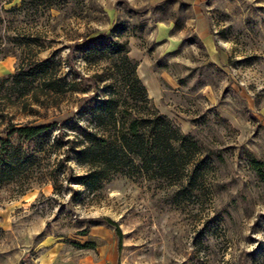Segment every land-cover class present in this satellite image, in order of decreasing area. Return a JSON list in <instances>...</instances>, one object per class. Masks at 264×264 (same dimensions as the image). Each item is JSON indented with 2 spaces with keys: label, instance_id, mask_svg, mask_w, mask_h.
Masks as SVG:
<instances>
[{
  "label": "rangeland",
  "instance_id": "1",
  "mask_svg": "<svg viewBox=\"0 0 264 264\" xmlns=\"http://www.w3.org/2000/svg\"><path fill=\"white\" fill-rule=\"evenodd\" d=\"M165 2L166 15L155 9ZM121 28L155 108L213 162L198 196L124 177L94 195L76 185L85 170L64 129L102 85V66L81 62L77 45ZM53 55L90 92L20 98L11 75ZM28 123L56 124L33 142L10 138L37 158L26 180L0 185V264L110 252L116 264H264V181L248 164L264 165V0H0V137Z\"/></svg>",
  "mask_w": 264,
  "mask_h": 264
},
{
  "label": "trees",
  "instance_id": "2",
  "mask_svg": "<svg viewBox=\"0 0 264 264\" xmlns=\"http://www.w3.org/2000/svg\"><path fill=\"white\" fill-rule=\"evenodd\" d=\"M168 4L162 3L155 9L166 15ZM124 30L119 29L122 33L116 35L112 29L107 35L77 45L81 62L89 67L102 66L100 73L93 76V82L102 85L101 95L93 106L86 107L81 117L64 129V136H71L66 142L72 159L85 170L75 178L76 185L94 195L113 179L124 177L166 184L175 189L177 198L198 196L207 186L213 162L204 155L194 135L181 132L155 108L137 75L138 63L129 56L128 39H122ZM65 64L54 55L22 63L9 81L22 99L41 93L58 101L67 94L89 93L90 86L81 87L80 81L61 73ZM55 124L11 126L7 139L0 137V185L26 180L31 163L37 158L29 155L21 144H13L10 138L33 142ZM248 164L264 181V165L254 160ZM52 184L57 193L54 180ZM81 248L95 246L86 243Z\"/></svg>",
  "mask_w": 264,
  "mask_h": 264
},
{
  "label": "crops",
  "instance_id": "3",
  "mask_svg": "<svg viewBox=\"0 0 264 264\" xmlns=\"http://www.w3.org/2000/svg\"><path fill=\"white\" fill-rule=\"evenodd\" d=\"M201 24V23H200ZM201 26H203V24H201ZM202 29V33L204 32V29ZM143 76L146 75V73L143 71ZM147 77V75H146ZM111 254L109 255H104V256H97V259L95 261H92V264H116V260L115 257L113 255L112 252H110Z\"/></svg>",
  "mask_w": 264,
  "mask_h": 264
}]
</instances>
